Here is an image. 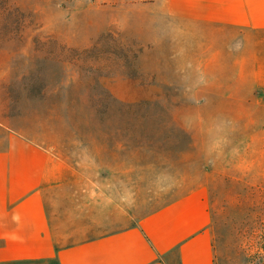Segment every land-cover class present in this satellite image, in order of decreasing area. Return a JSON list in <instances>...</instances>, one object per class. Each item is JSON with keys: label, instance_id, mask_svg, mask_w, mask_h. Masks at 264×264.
Wrapping results in <instances>:
<instances>
[{"label": "rangeland", "instance_id": "obj_1", "mask_svg": "<svg viewBox=\"0 0 264 264\" xmlns=\"http://www.w3.org/2000/svg\"><path fill=\"white\" fill-rule=\"evenodd\" d=\"M121 9L0 0V112L70 165L205 181L215 264H264V59L250 42L224 61L174 39L149 52Z\"/></svg>", "mask_w": 264, "mask_h": 264}, {"label": "crops", "instance_id": "obj_2", "mask_svg": "<svg viewBox=\"0 0 264 264\" xmlns=\"http://www.w3.org/2000/svg\"><path fill=\"white\" fill-rule=\"evenodd\" d=\"M111 2L149 52L174 39L207 55L192 60L224 61V46L250 42L264 59V0ZM103 171L65 163L0 112V264H215L205 181L142 188L128 165Z\"/></svg>", "mask_w": 264, "mask_h": 264}]
</instances>
